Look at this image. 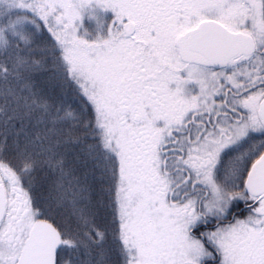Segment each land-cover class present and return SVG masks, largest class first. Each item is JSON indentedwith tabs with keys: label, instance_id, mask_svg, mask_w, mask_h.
<instances>
[{
	"label": "snow or ice",
	"instance_id": "snow-or-ice-1",
	"mask_svg": "<svg viewBox=\"0 0 264 264\" xmlns=\"http://www.w3.org/2000/svg\"><path fill=\"white\" fill-rule=\"evenodd\" d=\"M0 264H264V0H0Z\"/></svg>",
	"mask_w": 264,
	"mask_h": 264
}]
</instances>
